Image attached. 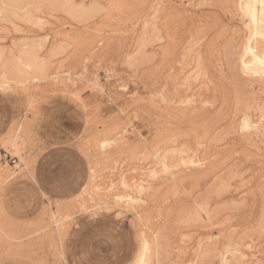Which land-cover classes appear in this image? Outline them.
<instances>
[{
	"label": "rangeland",
	"instance_id": "1",
	"mask_svg": "<svg viewBox=\"0 0 264 264\" xmlns=\"http://www.w3.org/2000/svg\"><path fill=\"white\" fill-rule=\"evenodd\" d=\"M0 264H264V0H0Z\"/></svg>",
	"mask_w": 264,
	"mask_h": 264
},
{
	"label": "bare ground",
	"instance_id": "2",
	"mask_svg": "<svg viewBox=\"0 0 264 264\" xmlns=\"http://www.w3.org/2000/svg\"><path fill=\"white\" fill-rule=\"evenodd\" d=\"M253 16H255V13H254V11H253ZM255 47V46H254ZM246 51H248L249 53H255L256 51L255 50H253V48H251V47H249V46H247V48H245V52Z\"/></svg>",
	"mask_w": 264,
	"mask_h": 264
}]
</instances>
